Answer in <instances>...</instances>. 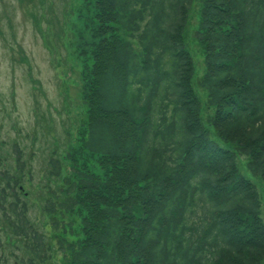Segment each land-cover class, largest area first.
I'll list each match as a JSON object with an SVG mask.
<instances>
[{"label": "trees", "instance_id": "16d2710c", "mask_svg": "<svg viewBox=\"0 0 264 264\" xmlns=\"http://www.w3.org/2000/svg\"><path fill=\"white\" fill-rule=\"evenodd\" d=\"M201 2L206 104L185 45L193 0H87L86 122L75 154L52 157L63 188L45 207L62 258L30 218L18 148L15 171L0 156V249L4 235L29 264L263 263L264 0Z\"/></svg>", "mask_w": 264, "mask_h": 264}, {"label": "rangeland", "instance_id": "374dc122", "mask_svg": "<svg viewBox=\"0 0 264 264\" xmlns=\"http://www.w3.org/2000/svg\"><path fill=\"white\" fill-rule=\"evenodd\" d=\"M193 1L185 45L195 63L192 86L206 104L198 82L205 73L204 54L195 39L202 2ZM86 4L87 0H0V156L7 158L2 171L16 170V148L20 149L26 166L23 189L31 206L30 218L53 247L56 262L62 254L54 241L53 215L47 214L45 207L48 199L58 202L63 185L52 174L50 162L52 157L75 154L81 144L86 108L82 100L84 61L78 52L90 40L84 26ZM131 41L137 44V40ZM247 160L242 157L239 162L249 177ZM61 165V177L70 176L73 168L69 160ZM256 182L264 220V188L261 181ZM60 214L57 220L61 222H78L76 217ZM15 239L11 242L3 235L0 264H29L32 256L24 244L19 249L16 245L22 244Z\"/></svg>", "mask_w": 264, "mask_h": 264}]
</instances>
